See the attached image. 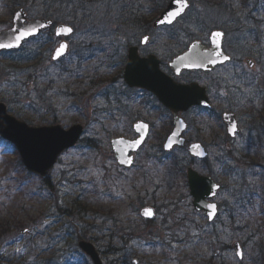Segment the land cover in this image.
I'll use <instances>...</instances> for the list:
<instances>
[{"label": "rangeland", "instance_id": "1", "mask_svg": "<svg viewBox=\"0 0 264 264\" xmlns=\"http://www.w3.org/2000/svg\"><path fill=\"white\" fill-rule=\"evenodd\" d=\"M89 1L75 0L68 6L70 2L65 0L64 5L68 8L59 13H56V6L49 7L47 13L42 11L41 0H28L16 7V10L23 8L30 20L44 16L75 25V34L70 40L73 43L71 53L60 64L50 63L51 53L60 42L51 31L52 36L45 35L28 43L18 53L0 54V102L8 104L11 116L32 127L60 125L69 130L77 123L87 126L82 142L66 152L50 172L48 184L30 174L16 149L0 139V222L4 221L7 226L6 232L0 231V264H68L70 261L71 264H92L78 249L81 236L98 248L103 264H135V261L138 264H264L258 251L264 242V215L261 210L262 204L264 207V112L260 110L255 114L259 130L252 133L241 131L235 141L227 140L221 119L216 120V131L191 130L187 133L189 143L201 142L211 154L206 162H194V169L214 179L219 175L222 178L218 182L230 187L216 199L219 204L228 201L222 219L235 215V193L250 194L252 187L262 188L259 189V197L249 196L255 205L254 208L248 207L251 211L245 218L230 231L222 232L219 239H212L206 233L207 241L200 242L199 237L212 228L206 227L207 219L195 212L189 190L184 187L183 173L174 176L172 172L169 176L166 163L160 164L165 156L162 143L171 127H167V119L157 112L142 113L143 99L136 102L138 106L133 113L136 119L152 123L154 127L150 137L136 155L133 168L123 169L114 158L111 139L119 136L133 139L136 135L133 131H121L123 127L118 129L117 120L115 122L113 117L106 123L99 111L102 84L109 85L114 78L113 65L109 66V62L100 65V58H108L99 55L97 46L78 50L77 45L83 35L89 38L86 43L97 44L99 36H89V32L115 31L117 22L110 21L105 14L113 10L114 5L97 7L93 5L94 1L101 0ZM169 1H166V6ZM7 2L0 0V31L12 26L15 11ZM189 2L191 8L171 31H184L188 39L207 41L212 31L224 30L227 33L225 49L237 59L234 64L223 68L224 76L226 71L236 86L227 92L229 95L234 93L232 102L235 106L249 99L253 107L252 101L257 95H251L252 88L245 81L256 77L264 90V46L255 44L253 25L244 15L248 39L242 40L238 27L232 28L228 24L232 19L229 11L210 6L208 0ZM260 19L264 21V16ZM260 28L259 24L256 32L264 31V26ZM32 52L41 54L33 62L21 64L20 59ZM250 55L257 62L252 72L238 63ZM106 57L110 54L107 53ZM13 69L23 71L12 74ZM62 69V77L56 79ZM225 79L228 78L225 76ZM222 85L226 88L224 82ZM235 95L240 98L236 99ZM225 96L228 95L224 93ZM219 107L223 110L228 103ZM228 143L232 145L231 151H225ZM224 151V164L217 167L213 158L220 157ZM154 154L156 162L153 158L151 160ZM172 154V158L180 160L186 170L191 161L187 149L176 150ZM225 163L232 169H238L243 177L238 180L223 175ZM143 206L157 209V217L150 224L139 216ZM59 207L65 212L72 211L73 207L81 208L83 212L81 216H74L73 212L66 215L59 211ZM237 214H240V206ZM7 221L18 224V227L14 228ZM199 225L205 228L203 232L197 230ZM222 226L218 223L216 229L222 230ZM24 229L31 231L21 236L20 231ZM46 233L55 234L53 248L47 241L39 239ZM29 240L38 241L39 247L51 249L39 257H28L31 245H23ZM235 242L243 246L242 261L233 249ZM73 254L78 255L75 260Z\"/></svg>", "mask_w": 264, "mask_h": 264}, {"label": "flooded vegetation", "instance_id": "2", "mask_svg": "<svg viewBox=\"0 0 264 264\" xmlns=\"http://www.w3.org/2000/svg\"><path fill=\"white\" fill-rule=\"evenodd\" d=\"M74 1L72 0V3ZM165 10L166 0H115L116 30L100 31L97 34L89 32V36H99L97 44L86 43L89 38L83 35L77 47L89 49L91 46H97L99 55L108 58H100V65L103 66L109 62V66L113 65L111 71H115L110 84H102L100 100L104 104V109L100 113L104 116L108 113V110L112 109L113 105L117 120V122L115 121L116 127L118 129L123 127L121 131H135V124L140 119H136L133 110L135 106H138L136 102H141L143 99V102H141L144 105L142 113L157 112L162 118H166L167 127H172L168 130L170 134L174 129V114L156 96V94L162 95L166 100V95L170 94V87H166V76H168L181 86L177 90L179 98L185 101H197L207 94L212 105L211 108H205L195 104L180 112L178 116L188 126L186 131H216V120L221 119L222 121V117L227 111H232L235 114L241 131H258L259 126L255 114L260 112L262 91L259 93L261 88L259 82L255 80L256 77L245 82L250 84L249 87L252 88L251 95H257L260 99L256 96L252 101L253 107H251V100L249 99H245L244 103L235 106L232 102L234 93L229 95L227 91L234 90L236 86L232 83L233 80L226 71L225 76L229 80L225 79L224 67H219L210 72L184 71L179 74L170 68L172 61L185 52L190 44L187 42L188 34L186 32L171 31L173 27L181 22V19L173 26H166V24L156 26L158 18ZM251 10L250 7L247 12ZM251 14L252 12L249 16ZM144 36L149 37L148 43L142 42ZM203 44L210 47V40L205 41ZM70 47H73L71 41ZM107 53L110 54V57H106ZM128 66L131 70L130 75L133 77L151 75L154 80V88L146 90L142 87L129 86L125 76ZM158 68L165 76L163 77L164 81H157L158 75L155 74V71ZM155 81L157 82L155 83ZM222 82H224L227 89L223 87ZM200 88L206 89V92H202ZM224 93L228 96L223 97ZM235 98L239 99L240 96L235 95ZM222 103H228V107L222 110L219 107ZM216 114L218 116L213 120ZM148 124L152 127L151 123ZM222 126L226 131L223 122ZM42 237L43 235H40L39 238ZM53 247L54 244L51 248ZM48 250L49 248H46V250H41L40 253L44 254Z\"/></svg>", "mask_w": 264, "mask_h": 264}, {"label": "water", "instance_id": "3", "mask_svg": "<svg viewBox=\"0 0 264 264\" xmlns=\"http://www.w3.org/2000/svg\"><path fill=\"white\" fill-rule=\"evenodd\" d=\"M171 8H172V1L168 9L166 10V13L169 10H171ZM166 13L163 14V16H165ZM26 20H27L26 15L22 10L17 12L14 17L13 28L8 31L0 33V43H8L10 40L14 39L15 35L18 34L15 31L17 29H19L20 31H23L25 27L36 28L37 31L35 32V34L28 36L24 40H22L20 42L19 47L0 48V52L19 50L23 46L24 42L30 40L31 38L38 36L42 31L48 29L52 25L51 22H45L42 20H34L26 24ZM39 25H44V27L41 28L39 27ZM61 27H67V26L60 25L57 27V29ZM72 33L73 31L67 35H60V36L56 35V36L57 37H61V36L68 37ZM223 37L224 35L221 38H218V43L221 46L220 50L222 51L223 54H225V52L222 49ZM193 45H197L198 47L193 48L192 47ZM209 51H215L213 44L210 49H205L200 43L196 42L190 46L188 51H186L183 55H181L176 60H174L171 67L172 69L176 71L208 70V68L214 69L217 66L226 64L227 62L230 61L229 59L227 61H224L223 63L217 62L215 65H213V64L208 63L205 60L202 67H186L185 64L182 63L180 60L181 57H185L189 55L190 53H195L197 56H200L202 53L209 52ZM67 53H68V47L62 56H60L58 59H53V60L58 61L60 58L67 55ZM249 63H251L252 65V62H249ZM130 74H131V71L127 70L126 79L128 83L132 86L151 89L152 85L154 84L153 77L149 74L143 77L134 76L132 82L130 81V78H129ZM166 81H171V80L168 79ZM169 86L171 89V93L169 97H168L169 94L166 96V100L164 99L162 95H159L161 102H163L166 105V107L169 108L175 114L174 131L171 133V135L168 137V139L166 140L164 144V150L168 152H170L176 146L184 147L186 144V141L184 138H182V135L185 132L187 127L183 123L182 120L176 117L177 114L195 104L209 106L208 100L205 96L204 98L199 99L197 101H185L179 98L178 95L176 96L174 95L173 89L176 87L173 84H170L167 82L166 87H169ZM223 120L227 127V133L230 136V138L232 139L236 138V135L239 133V130H238V124L236 122L235 116L233 114H225L223 117ZM232 122H235L237 125V134L235 136H233L229 132V128ZM135 130L140 135V138L137 140L133 141V140L125 139V138H117V139L112 140V149L114 152L115 159L117 160L118 164L122 167L130 168L133 165L134 158L130 157V154L136 153L141 148V146L145 143L149 135L150 128L147 125L139 123L135 126ZM83 133H84V128L81 125L72 126L69 130H64L63 127L60 125H55V126H50V127H41V128L30 127L25 122L18 121L16 118L9 115L6 104L0 103V136L1 138L15 145V147L17 148L20 154V157L22 159V162L25 168L30 173L40 176L42 178L47 177L48 173L54 168L59 158L66 151L77 146V144L79 143V141L81 140L83 136ZM137 141H139V143H137ZM169 144H171V147H169ZM193 145H199L200 147L199 149H194ZM188 150L192 156L198 157L202 160L208 157V153L206 152V149L199 143L192 144ZM196 152H202L203 155L194 154ZM187 179H188L191 196L194 199V202H193L194 208L196 209L197 212L206 213L209 222H213L216 219L219 213V210H218V205L210 201L211 200L213 201L216 198L217 194L220 191V187L215 190L216 194L212 195V193L209 192L208 189L211 188L213 185H217V183L214 182V180L211 177L200 176L192 168L188 169ZM208 204L216 205V210H215L214 215H210L212 213V210L207 207ZM145 210H150L152 215L145 216L144 215ZM140 214L145 220H148V221L154 220L156 217V211L152 207L143 208L140 211ZM79 247L93 261L94 264H103L97 249L92 243L83 241L79 244ZM234 248H235L236 253L237 252L242 253V258L240 255H237L238 258L242 260L243 250H242L240 243H235Z\"/></svg>", "mask_w": 264, "mask_h": 264}, {"label": "trees", "instance_id": "4", "mask_svg": "<svg viewBox=\"0 0 264 264\" xmlns=\"http://www.w3.org/2000/svg\"><path fill=\"white\" fill-rule=\"evenodd\" d=\"M22 1H25V2H28V0H22ZM50 1V3H45L47 2V0H42V4H43V9L42 11L44 10L45 8V13H47V9L49 7H53V6H56V13H59L61 11H66L67 10V6L64 5V0H48ZM245 2H247V0H208V3L213 6H216L218 9L220 10H225V11H229V13L232 14L233 18L229 21V23L231 25H233L234 27H238V30L242 33V34H245L246 37H244L242 40H247L248 37H247V34L245 32V23H244V6H245ZM235 5H238L235 6ZM254 41L258 44H261L262 46H264V31H262L261 34H255V36L253 37ZM255 43V44H256ZM44 54V53H43ZM37 58V55H35L34 52L30 53L28 55V59H27V63H30V62H33L35 59ZM18 68V67H17ZM59 73H62L63 72H59ZM59 77H62V75H59ZM56 79H58L56 77ZM90 144H94L93 141H90ZM155 160V159H154ZM221 164H224L223 161H221ZM226 164V167H225V172H223L222 174L223 175H226L230 178H233V179H238L240 180V178L243 177V173L239 172L238 169H232L230 167V165H228L227 163ZM217 178L220 180L222 177L217 175ZM47 184L49 183V180L46 182ZM231 185V184H230ZM227 187H229V185L225 184L223 185V191H225L227 189ZM230 188V187H229ZM259 189L257 186L255 187H252L251 188V193L250 194H238V193H235V203L233 205V212L235 215H230L229 217L231 218V222L236 225L237 223H239V221L243 218L246 217L247 213L250 212L251 210L248 208L249 206H251L252 208H254V200H251L252 197L254 196H258L259 197ZM230 191L232 192V190L230 189ZM249 196H252V197H249ZM234 197V196H233ZM264 201V199H263ZM238 203V205L240 206V214L238 215L237 214V210H238V205L236 204ZM227 204H228V201H225L224 203H222V208L223 210H225V208L227 207ZM261 210L263 212V215H264V207H263V204L261 206ZM59 211L62 213V214H66V215H71V212H73L74 216H81L83 210L81 208H75L73 207L72 211H69V212H65L63 211L60 207H59ZM84 212H86V209L84 210ZM223 212V211H222ZM69 213V214H68ZM238 216V217H237ZM8 222V221H7ZM9 224H11L14 228H17L18 224H15V223H11V222H8ZM7 230V226L5 224L4 221L0 222V231L1 232H6ZM61 234V233H60ZM87 234H85L86 236ZM80 239V237H79ZM81 239H84V237L81 236ZM200 243H196V245H198ZM259 254H260V260H262L264 262V242L262 241L261 242V245H260V248H259ZM70 264V263H68Z\"/></svg>", "mask_w": 264, "mask_h": 264}, {"label": "snow or ice", "instance_id": "5", "mask_svg": "<svg viewBox=\"0 0 264 264\" xmlns=\"http://www.w3.org/2000/svg\"><path fill=\"white\" fill-rule=\"evenodd\" d=\"M190 4L189 0H172V8L169 10L165 16L161 17L158 21L161 25H171L174 24V22H179L180 19L183 18V15L186 13V10L189 9ZM39 27H44V25H39ZM18 34L15 35L14 39L10 40L8 43H0V48H13V47H19L20 42L24 40L26 37L34 35L37 31L36 28H29L25 27L23 31H20L19 29L15 30ZM71 27H61L56 30V35H67L72 32ZM223 36L222 32L216 31L211 33V42L215 48V51H209L204 52L200 56H197L195 53H190L189 55L185 57H181L180 60L182 63L185 64L186 67H202L204 64V61L206 60L208 63L215 65L217 62L223 63L224 61H227L230 59L229 56L222 53L220 50V44L218 43V38H221ZM149 37L144 36L142 38L143 43H148ZM68 45L65 43H62L59 48L56 49L55 54L53 55L52 59H58L60 56H62L67 49ZM193 48L198 47L197 45H193ZM229 132L235 136L237 134V125L235 122H232L229 128ZM139 143V141H137ZM169 147H171V144H169ZM199 145H193L194 149H199ZM196 155H203L202 152H196L194 153ZM123 162V161H121ZM220 186L213 185L211 188L208 189L209 192L212 193V195L216 194V189H218ZM208 208L212 210V213L210 215H214L216 210L215 204H208ZM145 216H151L152 213L150 210H145L144 212ZM19 251V249H18ZM237 255H240L242 258V253L237 252Z\"/></svg>", "mask_w": 264, "mask_h": 264}]
</instances>
